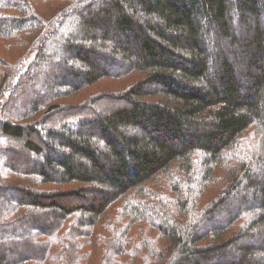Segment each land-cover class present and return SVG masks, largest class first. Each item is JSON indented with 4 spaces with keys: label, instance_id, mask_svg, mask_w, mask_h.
Instances as JSON below:
<instances>
[{
    "label": "trees",
    "instance_id": "1",
    "mask_svg": "<svg viewBox=\"0 0 264 264\" xmlns=\"http://www.w3.org/2000/svg\"><path fill=\"white\" fill-rule=\"evenodd\" d=\"M56 1L0 0V264H86L118 205L97 264H264V0Z\"/></svg>",
    "mask_w": 264,
    "mask_h": 264
},
{
    "label": "rangeland",
    "instance_id": "2",
    "mask_svg": "<svg viewBox=\"0 0 264 264\" xmlns=\"http://www.w3.org/2000/svg\"><path fill=\"white\" fill-rule=\"evenodd\" d=\"M35 7L37 8V11L39 10L40 12L38 13L41 17H43L46 20L52 19L53 16H55L59 10V6L61 5L59 1L55 0H32ZM64 4V3H63ZM62 6V5H61ZM22 43H20L17 40L14 39H4L0 37V55L6 57L8 60L14 62L17 58H19L21 55H24L28 52V48L25 46H21ZM33 56V55H32ZM1 69V68H0ZM2 75V71L0 70V76ZM2 77V76H1ZM29 80V79H28ZM1 81V78H0ZM31 83V80L29 81ZM33 83V81H32ZM31 83V85H32ZM107 83L102 82L99 83L98 85L93 86L92 88L87 89L84 91L83 97L86 95L87 91H89L88 95L90 93L94 92V94H100L106 88ZM83 94V93H82ZM3 96V95H2ZM76 99L80 98L79 96H75ZM5 97L0 98V101H4ZM104 104L107 106L108 102H104ZM119 106V103L113 105V107ZM253 131V130H252ZM256 134L253 132L251 135H246L244 138V144L247 145H253L255 144V140H253V137ZM22 149L20 145H17L14 147V150ZM4 164L1 165V168H3ZM166 176V175H165ZM165 176L160 175L158 178V181L160 182L161 180L165 179ZM118 211H119V205L118 207H115L113 211L108 212L106 215H108L109 219H103L101 222L94 228L93 232V237L91 238L89 243H86L85 247L81 246L80 250L81 252H88L89 257L86 261V264L89 263L90 257L93 256H98L95 259V263L98 262L103 254L106 251V243L108 242L106 239L109 236L117 237L115 236L116 234V228L112 230V227H109L112 223L121 225L120 221L114 220L115 215L118 216ZM125 224V222L122 223V225ZM140 228L138 227H128V236L125 238L126 241H128V248H132L135 246H143V237L141 236V233L139 232ZM151 231L150 229H148ZM154 232H151L153 234ZM150 234V233H149ZM124 235V234H123ZM124 237V236H123ZM141 244V245H140ZM93 253V254H92ZM84 264V262H83Z\"/></svg>",
    "mask_w": 264,
    "mask_h": 264
}]
</instances>
